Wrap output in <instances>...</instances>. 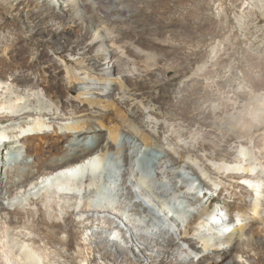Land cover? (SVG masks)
Listing matches in <instances>:
<instances>
[{
	"label": "bare ground",
	"instance_id": "6f19581e",
	"mask_svg": "<svg viewBox=\"0 0 264 264\" xmlns=\"http://www.w3.org/2000/svg\"><path fill=\"white\" fill-rule=\"evenodd\" d=\"M83 1L84 8L92 12L84 20L91 22L100 20L101 14L108 13V7H105L103 2H117L118 5L113 14L124 15L130 12L131 17L135 19V26L140 27L137 42L145 45V41H150V44L147 45L149 49H152L156 44L157 40H154L153 35L157 33L156 29L160 26L162 28L182 26L188 31L190 30L188 36L191 41L200 40V42L204 43L209 38V35L214 37L219 32H228L234 23V18L227 13L225 15L227 23L223 22V15L216 18L208 13L207 10L212 5L211 0H93L94 4L90 3L89 0ZM225 2L226 0H222V3ZM35 3L36 0H20L18 3L13 4L12 0H8L6 8L4 7L3 9V6L0 5V12L5 17H7L8 10L18 9L19 4L29 7L26 12V17L29 20L28 25H24L22 21H17L16 19H11L7 23L6 21L0 22V28L11 26L14 32V36L8 46L0 50V78L4 79L15 64H19L22 69H33L40 66L41 63H45L46 67L42 69L40 74L42 84L54 96L57 110L61 111L60 114L62 116L71 115L74 120L67 123V125H62L63 131L59 130L55 122L53 123L54 129L49 130L43 125L46 122L45 116L50 113L42 105L37 106L38 100L36 97L31 98L29 96L26 98L23 94L16 96L9 94L2 99L4 105L7 100H13V102L6 103L8 110H0V133L6 131L10 134V138L8 140L4 139V143L0 144V264H79L78 258L83 256L84 252L79 246L81 235L75 229L77 226L82 229H92L89 233V238L96 243V249L102 253L104 259L113 258L112 253L116 252V257H122L120 260L122 264H246L235 259L234 254L239 258L245 257L244 261L247 260L250 264H264V226H260L255 222L250 226L247 223H242L241 225L239 224L240 226L235 230L236 232H233L234 244L223 247L218 240L222 234L221 232L223 234L229 232V223L219 220L224 217L220 213L224 209L231 214L232 222L235 221L234 213L236 212H249L251 214L250 217L257 222L264 220L259 208L260 205H257L259 204V194L252 192L253 204H251V199H249L251 196L249 192L250 186L257 191L260 190L257 186L259 174H255L249 168L242 171L239 169L234 170L229 175L232 179H236L235 183L231 182L230 186L232 187L222 184L219 195L217 197L210 196L212 199L211 203L206 204L203 211L195 213L185 226H179L178 229L181 230L183 241L200 252H197L196 255L190 253L188 248L184 247L175 238L174 234L176 231L173 229L175 225L166 217L167 210L165 212L163 204L158 202L166 213V215L161 214V211L157 210L161 218L152 213L142 202L135 199L137 194L133 188L134 182L131 185L128 184L129 179L133 175L137 176V178L135 177L136 184L141 187L142 195L146 196L156 209L158 208L155 205L156 203L154 204L153 202L155 197H148V195L152 196L151 192L145 190L147 184L149 187L151 186L149 185L151 179L148 180L144 176V171L148 170L149 166L146 167V170L140 168V166L137 168V163L139 162H133L136 157H131L127 152L129 148L127 139H124V143H119V140L122 135L121 132L125 131L128 136L138 137L146 146L163 152L167 151L166 147L156 142L154 139L155 132L146 128L144 124L130 113L129 109L118 106L110 98L104 102L101 98L86 96L81 99L82 102H85L84 105H81V103L69 104V101L65 99L69 93V87L64 82L63 77L60 76L63 68L51 58L49 52L45 49L33 60H30L28 53L24 51L34 41L35 33H46L53 39L57 36L56 33L66 28V24L63 23L66 15L54 10L55 4L50 2V5L44 3L43 7H37ZM233 3L231 6H226V12L235 8L237 0H233ZM32 4L35 6L31 8ZM246 11L247 13L252 12L249 9ZM192 20L193 22L196 21L198 26H193ZM250 21L244 28L248 34V40L252 38V33L254 32ZM262 21L263 18L260 17L259 22ZM217 26L219 31H217ZM240 26H233L232 35L239 32ZM105 28L109 33H114L112 28L107 26ZM27 31L31 32L30 36L26 34ZM99 34L103 36L98 28L93 33V36L99 37ZM263 36V31L258 32V38ZM230 37L226 41L227 45L231 42ZM129 38L131 39V34L126 31L122 36L112 38V46L117 45L120 47L119 43L127 42L126 39ZM240 40L238 39L237 43L241 42ZM252 43L257 44L258 40H253ZM181 48L183 46H177L175 50ZM202 50L203 47L193 49L190 55H185L178 71L181 74L188 72V65L193 66L204 57V55H201ZM55 51L60 55L64 53V50L59 48H56ZM236 51L237 48L227 47V50L216 62L218 69L227 64L232 56L236 55ZM258 52L250 53L247 58L238 57V61L230 68V74L224 73L217 80H211L212 76H208L205 73L202 78L206 81L200 83V76H195L196 80L193 81L190 93L178 98L172 105L176 106V111L183 117L194 116L197 119V116L203 114V117L197 119L203 125L213 126V123L223 125L224 118L221 115H217V118H220L219 122L209 120L204 103H206L208 98L216 97L218 91H222L228 86L232 87L237 77L247 81L255 89H264V45L258 47ZM128 53L139 57L143 62L142 66L150 71L151 66L157 65L163 57H168L173 52L164 50L162 53L163 57L160 60V56H156L155 53L145 52L146 54H141V52L131 47L128 48ZM9 56L13 59L11 62L7 59ZM190 56L193 59L189 60ZM95 58L107 59L108 57H102L97 53ZM69 61L68 59L67 62ZM80 62L82 63L83 60ZM235 68H241L240 76H237ZM113 69L115 71V67ZM49 71H53V73L48 74ZM66 74L69 83H74V85L70 86V90L77 89L79 84L77 83L79 81L77 74L70 69L66 70ZM12 77L13 81L21 84H27L31 81L29 74L22 72H16ZM179 77V74L174 75L166 78L164 82L152 84L153 88L160 89L158 101L166 103L170 98H173L171 85ZM98 79L104 78L103 76H98ZM125 80L128 85H133L135 89L143 87L142 83L134 82L130 78ZM119 83L122 87V82ZM3 87L5 88V86ZM199 90H202V92ZM230 91L234 92L236 100L248 97V92L245 90L234 88ZM200 92L202 96H199ZM110 95L111 93L108 94V96ZM204 97L207 99L196 107V110H198L197 115H191L189 108L198 102L194 100H202ZM261 99V102L258 100L257 105L259 107L257 109H254L250 103L248 105L245 104L246 111L251 115L249 113V115H244L240 125L230 124L227 128L233 129V132L229 135L230 140L240 139V142L248 144L254 139V146L257 148L254 150L255 156L264 164V131L260 132L255 138L253 137L254 133L260 131L264 125V111L259 112L260 108H264V96ZM24 102H28L32 107L22 108V103ZM223 104V109H230L229 104ZM105 108L109 110L106 111ZM243 111L244 108L240 112ZM211 112L215 115L220 110L216 108L211 110ZM55 113L54 111L53 114ZM257 113H261L262 119L257 118ZM36 115L45 117L44 122L41 120L37 121L38 123L34 129L38 131L19 134L21 130L28 128L30 121L28 118L34 116L36 119ZM162 128L164 129L163 132L171 131L175 141L186 134L180 130L172 129L169 125H163ZM107 132L109 134L108 138L105 137ZM15 133L16 136L14 135ZM16 141L23 143L21 147L25 148L26 153L23 158H18L19 156H17L18 148L21 147L14 145ZM216 146L213 142H200L198 147L202 151H209L212 149L218 150ZM124 150L126 152H123ZM122 153L126 157V164L121 159L123 157ZM179 155V157L173 158L177 164L181 162L190 163L187 157L190 155L193 156L194 161L192 163H195V159L198 157V150L195 151L190 146L188 149L181 151ZM210 157L218 160L221 167L226 166L229 162L238 160L237 156L222 151H219L215 157L210 154ZM1 160H4L2 164ZM75 164H80L83 171L75 170L76 172L72 176H66L64 174L65 169L73 167ZM124 165H126V169L131 168L130 172L123 170V179L128 191L122 193L117 200V197H115L112 199L113 201L107 199L103 201L102 197H98L101 184L103 183L101 178L102 169L104 170L103 172L106 170V172L112 173L113 166L121 169ZM127 165H130V168ZM151 166L152 164L150 165V170L154 172ZM204 169H201L202 171L199 170L201 175L206 174L208 170L212 172L209 165L206 166L207 171ZM239 179H243L242 185L239 183ZM48 182H51L52 186L49 187L47 185ZM245 182L248 185H245ZM30 185L33 187L29 190L28 187ZM186 185L189 186V184ZM23 187L25 189L21 193L20 189ZM238 187H241L240 191H238ZM231 188L229 196L222 197L223 193ZM205 195H207V192ZM227 197L234 199L230 200ZM197 200L200 199H196L195 203H197ZM5 201H8V203L6 204ZM217 204H220L221 208ZM131 206L134 208L130 210L128 207ZM138 206L140 210L137 208ZM132 210L136 215L129 213ZM159 210L161 209L159 208ZM142 211H147L148 215H143ZM171 219L178 220L176 217ZM203 227L213 228L210 229L215 232L214 238L218 241L216 240L214 244H211L208 236L205 233L203 234ZM118 230L122 233L127 245L119 244L118 237L121 234L117 236ZM198 234H201L199 238L196 237ZM110 235H116L117 238L112 239ZM199 243H202L203 246L199 245ZM49 246L53 247L54 250H51ZM206 248H208L207 251ZM128 254H132V257H135L134 263H129ZM196 257H198L197 260L195 259Z\"/></svg>",
	"mask_w": 264,
	"mask_h": 264
},
{
	"label": "rangeland",
	"instance_id": "374dc122",
	"mask_svg": "<svg viewBox=\"0 0 264 264\" xmlns=\"http://www.w3.org/2000/svg\"><path fill=\"white\" fill-rule=\"evenodd\" d=\"M12 1L13 4H16L20 0ZM50 2L51 4L56 5L55 7L53 6L54 10L66 15L65 21H63V23L66 24V28L59 33H56L57 36H55L53 39L50 38V36L46 33H35L34 41H32V43H30V45L24 51L28 53L30 60H33L40 55L43 49H45L49 52L51 58L54 59L57 64L61 66V68H63V72H61L60 76L63 77L64 82L69 87V93L65 97V99L69 101V104L81 103V105H84L85 102H82L81 99L85 98L86 96L91 98L97 97L98 99L101 98L104 100V102L110 98L111 101H115L118 106H121L124 109H129L130 113L133 114L135 118H137L142 124H144L146 128H149L155 132L154 139L159 145L165 146L167 151L163 152L146 146L140 139H138V137L130 135L128 136L125 131L121 132L122 135L120 137L119 143H124V139H127L129 146L127 152L131 157H136L133 162H139L137 163V166H140V168H144V170H146V167H150L152 164L151 168L154 170V175L152 178H150L151 181L149 183L152 188L147 184L145 190L151 192L150 194L152 196L148 195V197H155L153 202L154 204L156 203L155 205L158 207L157 210L159 212L161 211V214L166 215L165 212L167 210L166 217L168 220L172 221V224L175 225L173 229L176 231L174 236L177 241H180L181 244L188 248V251L193 255H196V253L199 252L193 249L191 246H188L183 241L181 238V230L178 228L180 225V227L185 226L189 222L190 218L195 215V213L203 211L205 205L211 203L212 199L210 196L217 197L224 184L230 186L231 182L235 183L236 179H232L229 175L236 169L242 171L249 168L250 171L255 172V174H259V177L257 178L258 180H256L258 183L257 186L260 189L259 191L261 192L250 186L249 192L251 196L249 199H251V204H253L254 200H252V192L254 194H259V204L257 205H260L259 208L261 210V215L264 217V164L255 156L254 150L257 148L254 146V139H252V142L248 144L240 142V139L230 140L229 135L233 132V129L227 128L230 124L240 125L244 115L250 114L246 111L247 109H245V104H252L251 106L254 109L259 107L257 104L261 97L264 96V89H255L250 85V83H247V81L241 80L237 77L235 78V84H233L232 87L228 86L227 88L222 89V91H218L216 97L208 99L204 97L202 100H194L198 102L189 108L191 115H197L198 110H196V107H198V105H200L203 100L207 99L206 103H204V107L207 108L209 120L212 122H219L220 118H217V115H221V117L224 118L223 125L220 123H213V126L203 125L197 120L198 118L203 117V114L197 116V119L194 116L183 117L176 111V106L172 105L178 98L186 96L187 93H190L193 81L196 80L195 76H200V83H204L206 81L202 78L203 74L205 73L208 74V76H212L211 80H217L224 73L230 74V68L233 64H235L236 61H238V57L247 58L250 56V53H259L258 47L260 45H264V36L262 38H258V32H264V0H237L235 8L229 9L227 12L225 10L226 6H231L234 4L233 0H226L225 3H222V0H211L212 5L207 10L208 13L212 14L216 18H219L223 15V22L225 23H227V18L225 17L226 13L234 18V23L231 25L228 32H219V34L214 37L209 35V38L204 43H202L200 40L191 41L188 36L190 34V30L188 31V29H185L182 26H167L164 28L160 26L157 28L158 30L156 29L157 33L153 35L154 40L157 41L152 49L147 47V45L150 44V41H145V45H141L137 42L139 39L140 27L135 26V19L131 17L130 12H127L124 15L113 14L118 5L117 2H103V5L108 7L109 11L108 13L101 14L100 20H95L94 22L84 20V18L91 15L92 12H89L84 8L83 0H47V2L46 0H36L35 5L37 7H43L44 3L50 5ZM89 2L94 4L93 0H89ZM7 4L8 0H0V5L3 6V9L4 7L6 8ZM35 5L32 4L31 8ZM28 8L29 7L24 4H19L18 9L8 10L6 15L7 17L2 15L0 12V22L6 21L7 23L11 21V19H16L17 21H22V24L28 25L29 20L26 17ZM69 9H71V11H69ZM247 9L251 10L252 12L247 13ZM260 17L263 18L262 22H259ZM249 20H251L250 22L252 23L254 32L252 33V38L248 40V34L245 32L244 28H246L248 25ZM57 21H59V19H57ZM192 25L198 26V23L196 21L193 22L192 20ZM235 25L238 27L241 25V28L237 34L232 35V29ZM105 26L112 28L114 33L111 34L106 31L107 29ZM98 28L103 36H100L99 34V37H94L93 33ZM126 31L130 32L131 39L129 38L126 39L127 42L119 43L121 45L120 47L117 45L112 46V38H116V36H122V34ZM217 31H219L218 26ZM26 34L30 36L31 32L27 31ZM13 36L14 32L11 26L0 28V50L1 48L8 46ZM229 37L231 38V42L229 45H227L226 41ZM238 39H241V42L237 43ZM256 39L258 40V43L253 44L252 41ZM101 40L103 41L100 42ZM177 46H183V48L175 50ZM129 47L141 52V54H144L145 52L155 53L156 56H160L159 60L161 57H163L162 53L164 50H170L173 53L168 57H163L157 65L151 66L150 71L152 72H150L142 66L143 62L139 57L129 55ZM201 47H203L201 55H204V57L201 60H198L195 65H188V72L181 74L178 69L180 68V63L184 61L185 55H190V52L193 49H199ZM227 47L237 48L236 55L232 56L227 64H225L226 66L224 65L221 69H218L216 62L220 59V56L223 55L224 51L227 50ZM56 48L64 50V53L62 55L56 53ZM72 48L73 50H71ZM97 53L102 57L106 56L108 58L96 59L95 55H97ZM190 57L189 60L193 59L192 56ZM7 59L10 62L13 60L10 58V56ZM68 59L70 60L69 62H67ZM81 60H83L82 63L80 62ZM45 67L46 64L41 63L40 66H37L33 69H22L19 64H15V66L9 70L7 76L4 79L0 78L1 111L8 110L6 108V103L8 104L13 102V100H7L4 105V103H2V99L6 95L10 94L16 96L23 94L26 96V98L29 96L31 98L36 97L38 100L37 106L42 105L48 111V113H50L45 116L46 118L41 115H36V119L34 116L32 118H28V120H30L32 123L29 121L28 128L24 130L20 129L21 131L19 134H27L33 133V131H38L34 129L38 123L37 121L41 120L44 122V118L46 122L43 126L46 129L53 130V123L55 122V124L58 125L60 131H63L64 129L61 127L62 125H67V123L74 120L73 116L71 115L62 116L60 114L61 111L57 110V104L54 101V96L48 90V88L42 84V78H40V74L42 69ZM114 67L115 71L113 69ZM68 69L74 71L79 77L77 89L70 90V86L74 85V83H69V79L66 74V70ZM235 70L237 76H240L242 72L241 68H235ZM16 72L29 74L31 81L27 84H21L13 81L12 75ZM52 73L53 71L48 72V74ZM178 74L180 77L171 85L173 98H170L168 101H166V103L158 101V98H160V89L153 88L152 84L164 82L166 78ZM98 76H103L104 79H98ZM126 78H130L134 82L142 83L143 87L141 89H135L133 85H128L126 83ZM119 82H122V87ZM3 86H5V88ZM232 88H238L239 90L247 91L248 97L236 100V95L233 91H230L233 90ZM199 91L202 92V90ZM201 92L199 93V96H202ZM109 93H111L110 96H108ZM233 102L235 103L233 104ZM223 103L229 104L230 109H223ZM23 107L31 108L32 106L29 105L28 102H24L22 103V108ZM216 108H218L220 112L214 115L212 114L211 110ZM243 108L244 111L240 112ZM105 109L106 111L109 110L108 108ZM54 111L56 112L55 114H53ZM261 111H264V108H260L259 112ZM260 114L261 113L256 114L258 119H262ZM163 125H169L172 129L180 130L186 134L180 136V138L175 141L174 135H171V131L163 132ZM262 131H264V125L260 131H256L254 133L253 137L255 138L258 136ZM14 135L16 136V133ZM105 137H109L108 132L105 134ZM9 138L10 134L8 132H1L0 144L4 143V139L8 140ZM16 142V144L14 143L15 146L18 145V147H21L23 145V143L20 141ZM200 142H213L215 145H217L216 147L218 150L212 149L209 151H202L198 147ZM190 146L191 148H194L195 151L198 150V157L196 158L197 160L195 159L196 162L192 163L194 160L192 158L193 156L190 155L187 156L190 163L181 162L177 164L176 160H173V158L179 157L180 152L184 149H188ZM18 150V158H23L26 155L25 148L21 147L18 148ZM219 151L229 152L234 156H237L238 160L236 162H229L226 166L221 167L218 160L210 157V154L215 157ZM123 152L126 151L124 150ZM122 155L123 157H121V159L124 161L123 163L126 164V157L124 153H122ZM3 162L4 160H1V164ZM208 165L211 166L212 172L209 170L207 171L206 166ZM127 166L130 168V165ZM122 168L121 170L119 167L116 166L115 168V166H113L112 174L110 172H106V170L103 172L104 170L102 169L101 178L103 179V183L101 184L102 186L99 192L102 194L103 199H105L106 193L109 194L113 192L112 194H116L114 197H117V200L122 193L128 191V187L125 185V180L123 179V170L125 169L126 171L130 172L131 168L126 169V165H124ZM201 169H204L207 171V173L201 175V173H199V170ZM144 173H147V170L144 171ZM111 175L112 179H110ZM135 177L137 178V176L134 175L131 178L129 177L130 181L128 184L131 185L132 182L136 184ZM242 181L243 179H239V183L241 185ZM186 184H189V186ZM47 185L49 187L52 186L51 182H48ZM245 185L248 184L246 183ZM32 187L33 186L30 185L28 189L30 190ZM24 189V187L21 188L20 192L23 193ZM237 189L240 191L241 187H238ZM231 190L232 188L227 189L223 193L222 197H226V195L229 196L228 194H230ZM206 192L207 195H205ZM198 198L200 200H197V203H195L196 199ZM228 199L233 200L234 198ZM158 202L164 205L165 212L163 207H160V203ZM5 203L7 204L8 201H5ZM217 206L221 208L220 204H217ZM128 208L131 210L134 207L131 206ZM137 208L139 209V206ZM159 208L161 210H159ZM142 212L143 215H148L147 211ZM222 212L221 214L224 217H222V215L221 217L223 220H219L222 222L226 221L230 225L228 230L229 232L224 234L221 232L222 234L218 239L223 247H226L229 244H234L235 230H237L242 223H247L249 224L248 226H250L253 222H255L260 226H264V220L260 222L254 221L252 217H250L251 214L249 212L234 213V222L231 221V214L228 211L224 209ZM129 213L132 214L134 212L132 210ZM159 217L161 216L159 215ZM174 217H176L178 220L171 219ZM210 228L211 227H203V234L205 233L208 236L210 243L214 244L217 239L214 238L215 232L211 230L213 228ZM75 229L81 235V238L79 239V246L84 252L83 256L78 258L79 264H122L120 262L122 257H116V252L112 253L113 258L109 257L104 259L102 257V253L96 249V243L91 241L89 238V233L92 231L91 228L82 229L77 226ZM119 234H121L120 237H118L119 244L124 246L127 245L122 233L118 230L117 236ZM228 234L230 238L228 237ZM117 236L110 235V238L115 239ZM200 236L201 234H198V236L196 235L197 238ZM199 245H202V243H199ZM49 247L51 250H54L53 247ZM207 250L208 248H206V251ZM233 256L237 260L245 262L246 264H250L249 261H244L246 259L245 257L239 258L236 256V254ZM127 257L130 259L129 263H134L135 257H132V254H128ZM195 259L197 260L198 257Z\"/></svg>",
	"mask_w": 264,
	"mask_h": 264
}]
</instances>
